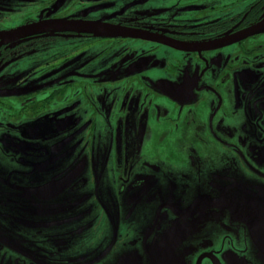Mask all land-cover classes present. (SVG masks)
<instances>
[{
	"label": "flooded vegetation",
	"instance_id": "af4514ba",
	"mask_svg": "<svg viewBox=\"0 0 264 264\" xmlns=\"http://www.w3.org/2000/svg\"><path fill=\"white\" fill-rule=\"evenodd\" d=\"M29 1L23 22L0 26V81L32 65L0 88V264H237L264 202V33L246 35L264 0L211 1L230 15L207 22L150 0L115 11L109 0ZM248 84L262 127L231 147L216 116ZM193 128L236 156V179L209 174L194 189L180 178L200 167L196 153L177 158ZM222 229L233 249L210 240Z\"/></svg>",
	"mask_w": 264,
	"mask_h": 264
},
{
	"label": "rangeland",
	"instance_id": "374dc122",
	"mask_svg": "<svg viewBox=\"0 0 264 264\" xmlns=\"http://www.w3.org/2000/svg\"><path fill=\"white\" fill-rule=\"evenodd\" d=\"M135 0H109L106 2L108 5H113L114 8L110 11L118 10L120 7L118 5H128L131 2H134ZM212 1V2H211ZM236 2L239 0H150L149 5L153 6L154 8H158L161 10H169L172 15H179L180 17L183 16L186 13H192V15H200L202 22H207L210 19H213L217 15L220 17H225L226 15H230V12L226 9L222 8L218 11H226L219 14V12L215 13L216 10L209 9L210 2L213 3V6L215 7H222L225 5H231L232 2ZM31 1L29 0H0V26L4 29H8L9 27H12L13 25L23 22L25 20V17L28 15H23L26 12V8L23 7V5H30ZM71 3H67L66 5H70ZM16 9V10H13ZM240 6L236 5L234 12L239 11ZM13 10V11H11ZM18 10V11H17ZM88 13L87 9L83 11H79L78 13ZM96 12V11H93ZM13 14V15H9ZM7 26V27H6ZM92 27V26H90ZM264 33V32H263ZM264 54V49L260 50ZM259 52V51H258ZM257 52V53H258ZM25 60H22L18 62L19 69L12 71V75L15 78H7L5 77L3 80L0 81V88L2 89H15V87L12 86V81L17 80L18 77L23 76L25 73L31 72L30 69L32 66L31 64H28ZM31 62H34V58L31 59ZM24 63V64H23ZM23 64V65H22ZM32 70H36L34 74H32L25 83H29L32 79H37L38 75L42 71L41 69H38V66L36 68L32 67ZM258 76V75H257ZM260 79H263L260 77ZM262 81H260L261 83ZM259 83V85H260ZM3 85V86H2ZM27 86H24V88ZM255 84H248V86L243 89V93H241L240 97H237L236 104L235 101H229L227 100L225 104L223 105V108L219 113L217 114V118L222 119L225 123V126L227 127L228 131L231 134H226L225 136L221 135L217 132V136H219L222 140H224V143L231 145H234L235 147L242 143L243 141H247L249 139V127L250 126H259L262 127V121L260 120L257 122V114L261 112V107L256 105V97H253L254 94L252 93L254 90ZM17 89V88H16ZM2 111H9V109H3ZM173 112V111H172ZM254 119V120H253ZM197 124V123H196ZM201 131H198L193 128L190 129L187 137L188 145L183 147L181 151L178 153L177 158L183 162L185 159L184 157L187 154V160H194L195 153L200 156L201 163L198 164L200 167H196L195 171H189V169H184L180 173V178L182 179V176H188L189 178L186 179L194 189H196L198 186L203 187L205 179H209V174L215 175L218 177V175L222 174L224 177H227L228 180L230 179H236L238 177V174L240 172L238 165H237V159L236 156L233 157L232 155H227L228 157L224 155L223 152L227 151L228 149L226 147H221L215 143L214 136L211 135V132L208 131V135L205 137L203 133H200ZM205 143V144H204ZM232 147V146H231ZM230 151V150H229ZM222 153V157L218 159L215 156H218ZM185 155V156H184ZM224 162V168L222 171L219 170L220 163ZM186 163H184V167ZM197 172L196 174H194ZM193 178L196 180V182L193 180ZM192 189V188H188ZM249 230V228L247 227ZM220 233V234H219ZM251 233V232H250ZM213 234V232H212ZM219 234L218 236H211L209 237L210 240L213 241L214 244H221L222 247L225 249H233L234 247H231V245H225L223 244L222 238L225 235H229L230 232H227L226 230L222 229L217 232ZM251 237L253 239L252 233ZM219 238V241L217 243L214 242V239ZM254 242V241H253ZM255 242L252 244L251 249L247 246L243 245H236L238 247L240 254L237 255V264H264V259L261 258L260 254H258L256 249ZM223 248V249H224ZM224 249V250H225ZM248 249L254 251V255L248 254ZM204 248L196 245L195 246V254L197 257L200 255V252H202ZM227 255L232 256L233 250H227ZM259 255V258H258ZM201 256V255H200ZM199 256V257H200ZM240 256V257H239ZM194 257V256H193ZM198 257V258H199ZM222 264H231L230 259H222Z\"/></svg>",
	"mask_w": 264,
	"mask_h": 264
},
{
	"label": "water",
	"instance_id": "95a60500",
	"mask_svg": "<svg viewBox=\"0 0 264 264\" xmlns=\"http://www.w3.org/2000/svg\"><path fill=\"white\" fill-rule=\"evenodd\" d=\"M66 22L67 21H61V22L58 21L55 24L65 25ZM42 25H43V23L24 26L23 28H20L18 30L13 31V32L6 33V35L7 36H15L17 34L28 33L30 31H34L35 29L41 27ZM94 26L95 25H92V27H94ZM118 30L120 31L119 28H118ZM122 30L125 31L124 29H121V31ZM261 32H264V21L257 24L256 26H254L251 30H249L247 32L246 35H255V34H258ZM258 190L262 191V188H259ZM255 191H256V189H255ZM262 201H264V196H261L259 199V202H262ZM253 215H254V217H256V219H251L250 221H248L247 226L249 227V230L252 233L253 241L255 242V245H257L255 251L258 254H260L262 259H264V202H262V204L259 207V210H256ZM206 257L208 258V257H210V255H203L199 259L197 264H200L201 260H203ZM258 258H259V255H258ZM164 264H165V262H164ZM214 264H216V262Z\"/></svg>",
	"mask_w": 264,
	"mask_h": 264
}]
</instances>
